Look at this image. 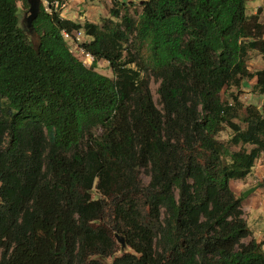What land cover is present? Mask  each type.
I'll return each instance as SVG.
<instances>
[{
	"label": "trees",
	"instance_id": "16d2710c",
	"mask_svg": "<svg viewBox=\"0 0 264 264\" xmlns=\"http://www.w3.org/2000/svg\"><path fill=\"white\" fill-rule=\"evenodd\" d=\"M18 1L0 0V264H264L229 187L264 152V118L221 98L246 79L264 93V69L246 65L264 55L262 10L144 0L137 20L122 16L159 80L158 110L114 32L63 18L68 0H44L28 30ZM111 3L110 16L127 12ZM82 30L89 67L62 35ZM102 60L114 79L96 71Z\"/></svg>",
	"mask_w": 264,
	"mask_h": 264
},
{
	"label": "rangeland",
	"instance_id": "374dc122",
	"mask_svg": "<svg viewBox=\"0 0 264 264\" xmlns=\"http://www.w3.org/2000/svg\"><path fill=\"white\" fill-rule=\"evenodd\" d=\"M112 1L114 0H68L65 1L64 6L61 8V16L63 18H70V13H72L73 19L81 24L88 22L98 26L99 28L106 27L109 31L114 32V34L118 36V39L121 40L122 46L126 48V52L124 54L126 55L129 53V55H134L136 57L138 69L141 72L143 80L148 83L154 105L158 110H161L162 107L157 94L159 80L154 78L150 68L147 67L143 61H141V58L145 57L146 55L144 54V51L137 53L135 49V34L134 32L125 31V26L123 25L121 19L122 16L128 15L129 18L133 19V21L137 20V16L141 11L140 3L144 0H115L118 2V4H124L127 7V12L126 10H122L119 18L110 16ZM41 3L46 7V2L44 0H42ZM16 5L18 8L20 24L24 27L26 26L25 20L28 16V5L25 7L22 1H18ZM258 8L262 10L261 15L259 16V22L264 26V0H247V16H254ZM65 40L72 55L81 61L85 66L89 67L92 63V58L84 54L78 46L79 44L90 42L91 38L87 37L82 30L78 33H74L73 38H68ZM246 65L249 72L253 74L264 69V55L253 51L249 52ZM96 67V71L99 74L110 79H114L112 71L107 62L103 60L99 61ZM234 96H236L239 102L244 106L255 107L261 112L264 118V93H259L255 88V79H246L242 82L239 88H232L221 94L222 100L228 102V104L232 103L231 97ZM234 122L239 124L242 129L245 130L246 125L242 121L235 119ZM230 136L231 132L229 130H222L218 134L217 139L223 143H226L230 139ZM228 148L231 152H249L252 146L232 145L228 146ZM141 180L143 185L148 184L149 179L146 174L143 173L141 175ZM229 187L235 197L242 198V219L245 221L251 233V238H253L256 242L261 243L262 249L264 250V152H262L254 161L253 167L247 176L241 180L230 181ZM251 189L254 191L248 194L246 197L242 196L243 193ZM92 194L94 199L99 197L95 190ZM162 214L164 216L163 211ZM114 239L116 247L121 248L119 242H117V239L115 237ZM247 242L248 240L243 241V243ZM118 254H120V252ZM104 262L106 264H112V258L106 259Z\"/></svg>",
	"mask_w": 264,
	"mask_h": 264
},
{
	"label": "water",
	"instance_id": "95a60500",
	"mask_svg": "<svg viewBox=\"0 0 264 264\" xmlns=\"http://www.w3.org/2000/svg\"><path fill=\"white\" fill-rule=\"evenodd\" d=\"M41 1L42 0H26V3L28 5V16L25 22H26V28L28 30H31V24L37 18L40 12ZM253 191H254L253 189L248 190L247 192L243 193L242 196L246 197L248 194H250ZM115 238L117 239V242H119L121 248H124L125 244H124L123 239L118 237V235H115Z\"/></svg>",
	"mask_w": 264,
	"mask_h": 264
},
{
	"label": "crops",
	"instance_id": "0c3cea01",
	"mask_svg": "<svg viewBox=\"0 0 264 264\" xmlns=\"http://www.w3.org/2000/svg\"><path fill=\"white\" fill-rule=\"evenodd\" d=\"M71 15V17L70 18H66L65 17V19H68V20H70V21H73V22H77L75 19H73V14L72 13H70ZM79 20H80V18H79ZM79 23V22H78Z\"/></svg>",
	"mask_w": 264,
	"mask_h": 264
},
{
	"label": "built area",
	"instance_id": "2783aa9c",
	"mask_svg": "<svg viewBox=\"0 0 264 264\" xmlns=\"http://www.w3.org/2000/svg\"><path fill=\"white\" fill-rule=\"evenodd\" d=\"M62 35H63L64 39H68V38H69V36L66 35L65 33H62ZM87 56H88V55H87Z\"/></svg>",
	"mask_w": 264,
	"mask_h": 264
}]
</instances>
